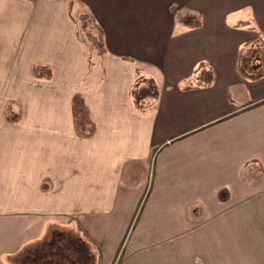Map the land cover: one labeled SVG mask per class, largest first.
Wrapping results in <instances>:
<instances>
[{
	"label": "crops",
	"instance_id": "crops-1",
	"mask_svg": "<svg viewBox=\"0 0 264 264\" xmlns=\"http://www.w3.org/2000/svg\"><path fill=\"white\" fill-rule=\"evenodd\" d=\"M52 225L93 264H264V0H0V264Z\"/></svg>",
	"mask_w": 264,
	"mask_h": 264
},
{
	"label": "trees",
	"instance_id": "trees-1",
	"mask_svg": "<svg viewBox=\"0 0 264 264\" xmlns=\"http://www.w3.org/2000/svg\"><path fill=\"white\" fill-rule=\"evenodd\" d=\"M179 21L186 24L190 27H197L201 25V19L197 15L193 14H184L179 16ZM96 26V24L94 25ZM97 27V26H96ZM99 31L97 36H91L90 40L92 44L95 46H91V48H97L99 53H103L106 50L104 39H103V32L100 27H98ZM34 74L37 76H46L50 77L51 70L45 66L35 65L34 67ZM152 90V87L147 85L146 92ZM138 91L139 96H141L143 91L141 89L136 90ZM73 114L76 120V125L78 131L83 136H92L95 132V126L93 124V120L89 114L87 105L85 104L84 98L81 93H76L73 97ZM225 190H227L225 188ZM228 192V191H227ZM225 192V196L223 199H227L228 195ZM222 191L219 192V196L221 195ZM222 196V195H221ZM222 199V198H221ZM49 243V242H48ZM50 253L57 256L60 254L63 255L62 258L69 260L68 257H73L75 254L80 255L83 258L82 264H93L94 256L92 252L88 249L84 242H82L77 236L71 234L70 232L64 231H56L55 237L50 242ZM59 249V250H58ZM56 250V251H55ZM58 250V251H57ZM70 254V255H69ZM42 257L47 256L46 253L40 254ZM55 264H62L63 259L56 257Z\"/></svg>",
	"mask_w": 264,
	"mask_h": 264
},
{
	"label": "rangeland",
	"instance_id": "rangeland-1",
	"mask_svg": "<svg viewBox=\"0 0 264 264\" xmlns=\"http://www.w3.org/2000/svg\"><path fill=\"white\" fill-rule=\"evenodd\" d=\"M179 16H181V15H178V18H179ZM78 23H79V21H78ZM79 26H80V33H81L82 37L84 39H86L87 42L90 43L91 40L89 38L90 37L89 31H94L92 24L90 23V21H88V23L86 25L88 27H86L84 25V21L82 23V20H81V22L79 23ZM86 30H87V32H86ZM91 44H92V41H91ZM146 88L147 87L143 86L141 88V92L146 91ZM77 93H79V92H77ZM254 174H255V171L252 173V175H254ZM59 229H60V231H64V232H68V233L70 232L71 234H74V232L69 231V229L66 227H61L59 225H52L49 229V232L47 234H45V236L41 240H38V241L28 245L23 250H21V252H19L18 256L14 259V264H55V261L57 259L56 257L60 258V260L64 259V258H62L63 255L61 254L63 249L60 251V254L57 256L50 253V247H49L50 242L55 237V232L58 231ZM81 241L85 243V245L88 247L90 252L95 253L85 241H83V240H81ZM43 253H46L47 256L42 257L40 254H43ZM76 255L77 254H75V256ZM60 262H63L62 264H64V262H65V264H70V262H68L66 259H64V261H60Z\"/></svg>",
	"mask_w": 264,
	"mask_h": 264
},
{
	"label": "flooded vegetation",
	"instance_id": "flooded-vegetation-1",
	"mask_svg": "<svg viewBox=\"0 0 264 264\" xmlns=\"http://www.w3.org/2000/svg\"><path fill=\"white\" fill-rule=\"evenodd\" d=\"M68 259H69L68 262H70V264H82V262H83V258L80 257V255L68 257ZM63 261H64V259H63ZM64 264H65V262H64Z\"/></svg>",
	"mask_w": 264,
	"mask_h": 264
}]
</instances>
